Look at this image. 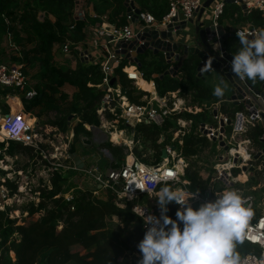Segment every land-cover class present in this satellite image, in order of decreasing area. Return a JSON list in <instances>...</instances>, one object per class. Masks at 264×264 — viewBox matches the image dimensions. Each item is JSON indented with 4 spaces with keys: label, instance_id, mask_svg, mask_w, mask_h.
<instances>
[{
    "label": "trees",
    "instance_id": "obj_1",
    "mask_svg": "<svg viewBox=\"0 0 264 264\" xmlns=\"http://www.w3.org/2000/svg\"><path fill=\"white\" fill-rule=\"evenodd\" d=\"M75 1L0 0V61L22 65L24 60H29L28 53L25 54L24 50L33 45L31 49L28 48V52H32V61L39 63L41 82L34 85L37 95L33 99H22L25 111L31 112L34 108L43 106L59 112L62 108L60 101H63L62 98L65 96L61 94L60 96L64 95L61 99L55 97L60 88L68 84L76 89L68 106L69 114L54 122L64 132L67 129L69 115L72 113L77 115L78 122L73 127L72 152L75 151L76 141L80 139L79 134L90 133L84 124L99 125L95 110L103 93L95 89L94 85L101 82L102 74L97 65L80 64L71 70L53 64V46L66 41L72 44L82 42L86 36L84 32L86 26L101 22V16H105L107 22L116 28L123 27L128 22L124 0H85V4L92 6L95 16L89 15L86 11L82 20H75L73 17ZM134 1L137 2L140 11L151 13L158 21L168 10L166 0ZM40 13H43L42 18L39 16ZM218 23L229 33L226 40L228 42L223 45L226 52L233 57L241 47L236 30L246 25L258 29V32L264 29V11L251 9L243 16L236 3L227 4ZM70 25L73 26L72 29H69ZM4 37L17 47L15 55L9 54L1 47ZM157 55L155 59L149 61L145 60L144 54L140 55L139 69L145 79L154 82L159 95L178 89L182 94H190L188 107L191 113H183L181 117L192 119L194 125L199 119L207 118L204 120L210 121L211 114L204 106L223 97L214 96L213 89L204 85L202 78H197V57L194 55L183 57L173 77L164 74L169 65L164 62L160 53ZM123 64L115 69L116 84L131 102L138 103L143 92L136 91L132 81L123 73L121 70ZM126 71L134 69L128 67ZM154 73L162 77L152 78L151 75ZM221 77L225 82L224 76ZM247 81L254 89H259L264 82L259 79ZM149 84L152 86V83ZM0 93L5 94V91L0 90ZM241 108L228 102L221 103V110L228 117H232L234 111ZM172 125L171 122H166L163 127L136 124L133 127L134 141L144 145L145 152H151L147 156L152 158V161L149 162L147 156L143 157L142 151L134 146L133 153L136 158L146 164L160 163L161 149L170 137L159 140ZM260 134L261 128L258 125L246 132V136L256 148L261 147L258 142ZM4 144L0 142V159L3 154L39 155V151L31 146L13 141L7 142L3 152ZM105 146L110 150L112 161H120L125 156L124 146H114L110 143H106ZM206 147L214 148L215 143L193 134L183 137L182 151L185 157L198 155ZM184 178L190 182V189L207 187V181L201 179L196 169L188 167ZM67 179L66 175L54 173L50 177V187L39 189L41 192L36 190L39 192L37 206L30 202L0 210V264H131L129 256L132 249L129 243L138 245L144 235L137 218L130 211L131 202H125L124 207H119L114 203L115 196L112 193L103 192L102 197H98L94 196L91 190L78 191L73 200H64L57 195L64 192L63 184ZM259 180V176L253 181L249 179L247 185L262 192L259 200L264 204V185H260ZM3 184L7 185L11 192L16 189L9 179H5ZM167 209L166 215L175 220L177 209L172 204L167 205ZM112 217L118 219L113 230L107 223ZM180 226L182 227V224ZM236 250L238 254L257 252L256 247L243 240L237 244ZM136 251L141 256L138 248Z\"/></svg>",
    "mask_w": 264,
    "mask_h": 264
},
{
    "label": "built area",
    "instance_id": "obj_2",
    "mask_svg": "<svg viewBox=\"0 0 264 264\" xmlns=\"http://www.w3.org/2000/svg\"><path fill=\"white\" fill-rule=\"evenodd\" d=\"M84 1H75L73 15L75 20H82L84 17L82 11ZM130 1L132 0H124L128 20L126 25L116 28L111 23L106 24V28L96 30L98 38L93 41V49L78 51L80 64L97 65L101 71V82L94 86L99 90L102 85H106L105 91L101 92L103 94L95 110L99 125L84 124V127L88 131L91 130L94 142L100 133L106 132L113 145L123 144L126 147L124 161L118 167L108 168L104 171L96 164L88 167L76 166L72 162L75 154L71 151L74 136L73 127L69 131H64L65 133L58 127L48 133L44 125L31 123L22 110L14 111L9 116H6L8 113H0L2 120L0 132H4L2 141L6 146L8 141H13L38 150L39 155L45 160L44 166L48 173V181L54 173L66 175L70 171H76L82 179L91 180L90 189L79 188V191L91 190L94 196H98L101 190L110 192L115 196L114 203L119 207H124L125 202H131L130 211L137 218L143 232L146 231V226L141 213L143 212L144 216L149 214L160 216L156 198L159 189L163 186L179 188L196 195L188 201L193 209L198 208L204 202L214 201L224 191L236 190L243 195L254 211L253 217L244 229L243 241L257 248V252L239 254L240 264H264V204L254 194L258 189L250 186L252 192H247L245 188L251 177L255 179L259 176V184L264 185V161L260 162L253 158L259 148L254 147L246 136L247 130L257 125L260 120L261 108L255 104L245 105L241 109L235 110L232 117H228L220 110L218 103L217 106L209 104L204 106L211 114L209 124L205 121L194 125L192 119L181 117L180 115L183 113H191L188 107L191 98L183 97L180 89L159 95L154 82L147 81L141 73L139 69L141 63L136 52L138 49L144 50L143 52L146 50L154 52L153 44L158 42L177 47L178 52L173 49L163 51L164 62L168 65L179 60L180 57L187 56L186 52L190 42L183 41L182 37L197 24V16L205 0H166L168 10L159 21L147 11H140L139 14L132 17L128 12ZM233 3L240 7L243 16H246L251 9L264 11V0H242V2L234 1ZM225 5H227L225 0H215L205 10L209 12L210 24L219 25L218 21L223 14ZM102 18L106 19L105 16ZM182 23L184 24L181 26ZM104 24L102 22L101 26ZM171 24L174 25V28L172 34L169 35L166 27ZM72 27L70 25L69 29ZM86 31L85 28L84 32L86 33ZM237 31H245L249 34L250 39L252 34L257 33L254 28H240ZM223 32L227 34L228 38L229 33L224 29ZM80 43L82 42L72 44L66 41L58 44L57 51L62 56L68 57L71 50L74 48L77 50V45ZM153 54L158 53L154 52ZM122 63L124 64L121 70L132 81L133 87L136 91L143 92L138 103L131 102L116 82L114 85H109L111 78L115 77V69ZM128 67H132L144 82L152 83V89L145 90L141 87L137 77L126 71ZM173 70L177 71V66L172 67L169 72L173 73ZM156 77L161 78L162 75H152V78ZM34 85L25 73L23 65L0 61V90L5 91V94H17L20 99L30 100L37 95ZM214 111H216V115L213 114ZM221 119L224 123L222 133L220 132ZM227 119H230L228 125L226 124ZM166 122L175 123L176 126L172 125L169 128L172 130V132L169 131L171 137L162 148L165 149L166 157L162 158L160 163L141 162L133 153V141L126 142L121 138V135L126 132V128L133 137V127L136 124L143 123L163 127ZM103 123L108 124L107 129H102ZM114 132L118 134V140L113 139ZM165 134L161 135L159 141L164 138ZM188 134L205 137L215 143V155L213 156L215 160L211 161L209 171L206 174L198 172L201 179L207 181V187L204 189L199 187L190 189V182L184 178L185 170L189 166L187 158L197 159V155L189 157L183 155V137ZM220 141L224 142L226 149L219 145ZM6 146H4V150ZM104 153L106 156H110L105 150ZM243 167L246 169L243 170ZM250 167H254V170L249 171ZM241 174L245 176V179H240ZM3 181H0V210L30 202L37 206L38 196L36 201H30L31 199L24 195L22 197L16 195L15 191L9 193L6 186L4 187ZM35 192L38 195L39 192ZM71 192H62L57 196L71 201L75 196ZM25 194H27L26 191ZM143 197L147 200L140 202ZM171 204L177 210L181 207L175 203ZM140 258V254L134 248L129 256V263L138 264Z\"/></svg>",
    "mask_w": 264,
    "mask_h": 264
},
{
    "label": "clouds",
    "instance_id": "obj_3",
    "mask_svg": "<svg viewBox=\"0 0 264 264\" xmlns=\"http://www.w3.org/2000/svg\"><path fill=\"white\" fill-rule=\"evenodd\" d=\"M236 36L241 47L233 55L232 72L241 80L264 81V29L251 39L245 31H237ZM206 64L205 70H210L211 60ZM226 88L221 78L213 95L223 97ZM195 196L167 185L159 189L160 216L141 213L146 231L137 245L138 264H240L237 244L243 240L253 209L236 190L224 191L214 201L193 209L188 201ZM171 203L181 206L175 220L166 215Z\"/></svg>",
    "mask_w": 264,
    "mask_h": 264
},
{
    "label": "rangeland",
    "instance_id": "obj_4",
    "mask_svg": "<svg viewBox=\"0 0 264 264\" xmlns=\"http://www.w3.org/2000/svg\"><path fill=\"white\" fill-rule=\"evenodd\" d=\"M89 7H90V4L83 3L82 4L83 13H85ZM42 15H43V13H40L39 16L42 18ZM50 18H52V17H50ZM242 28L248 29L251 27L249 25H246L245 27H242ZM255 30L258 32V29H255ZM227 42L228 41L225 40L223 44H225ZM93 44H94V42H89V40H87V39H85V41L83 40L82 43L77 45V47H78L77 50H76V48L71 50V54L68 57H64L58 51H56V52L54 51V52H52L53 53L52 62H53V64H55L57 66H61V68H63V69H65V67H66V69L73 70L77 67V65H80V62L78 59V51L79 50H90V49H88L89 47L93 49V47H92ZM1 47L4 50H6L7 52H9V54H11V55H15L17 52V49H16L17 47H15L9 39H5V37H4V40L2 42ZM32 47H33V45H30L29 47H27L24 50L25 54L28 53V59L29 60L28 61L24 60L22 62V65H23L25 73L30 77V80L32 81V83H37L39 81L41 82V77L39 76L40 68H39V63H37L36 61H32V57H31L32 52H30V53L28 52V48L31 49ZM223 47H224V45H223ZM163 51L166 52V49L159 51L158 54L160 53L163 56V53H164ZM176 52H178V50H176ZM153 53L154 52L151 50H146L143 53L137 54V57L139 59L140 55L144 54L145 60L149 61V60L155 59L158 56L157 54L154 55ZM181 59H182V57H180L179 60L174 61L172 64H170L168 70H170L172 67L175 68L176 66H179ZM222 72H224V69H217V70L211 71V73H209V75L208 74L205 75L203 82H205L208 85H212L213 87H215V83L220 82V80L222 78L221 77ZM174 74H175V72H174ZM169 75L173 76V73H170ZM173 77H175V76H173ZM227 83H225V84L227 85ZM89 85L93 86V84H89ZM228 86H229V84H228ZM95 89H96V87H95ZM227 91H228V89L226 88L225 95L223 97L227 96ZM75 92H76V89L74 87H72V88L68 87V90L65 93H64V91H61V94H64L65 96L64 95H63L64 97L59 96L60 99H61V97H63L62 98L63 101L62 100L60 101V104H61L63 109L61 108V111L59 110V112H57L54 109H47V108L43 109L41 107L38 108V112H40V114L43 116L44 128L48 133H51V131L55 130L57 127H58V129H60L59 126L54 124V122L58 118L69 114L68 106H69L70 101H71L72 97L74 96ZM55 97H56V95H55ZM2 101L3 100H0V113H4L6 111L5 107L2 105ZM216 102H211V105H215ZM21 103L23 106L22 99H21ZM219 107H220V105H219ZM70 116H71V118H69L70 120L68 121V119H67V121L70 123H69V127H67L66 131L70 130L71 127H74L78 122V118H77L76 114L72 113L69 115V117ZM204 119H207V118H204ZM204 119H199L197 121V123H202V122L206 121V123L209 124V121L204 120ZM107 122H108V120H107ZM173 126H176L175 123L173 124ZM107 127H108V124L103 123L102 129H107ZM127 130L128 129L126 128V132L128 133ZM169 131L172 132V130H168V132L164 135V137H166V138L171 137V134ZM126 132H124V134ZM127 133L125 134V136L127 135ZM82 137L88 138V140L90 141V144L84 145L81 142ZM79 138H80L79 141L78 142L76 141L75 148L77 149L76 152L79 151V153L81 152L86 156L88 155L89 158L86 160L85 167L96 164L104 171L105 169H108V168L118 167L125 159V156H124L123 159L120 161L119 160H117V161L113 160L112 161L113 158H112L111 153H110L109 157L106 156V154L104 153V150H108L109 152H110V150L105 146V144L110 143L111 145H113V142H111V138H108V134L106 132L103 134L100 133L99 137L96 138L95 142L93 141L94 137L92 135V132L89 134H87V133L86 134H79ZM127 139H129V138H127ZM2 140H4L3 137H1L0 142H3ZM168 142H169V140H168ZM72 143H74L73 140H72ZM132 145H133V148H134V146H136V148H137V146H141V151H142L141 153H143L142 154L143 157L151 154V152H149V151L145 152L143 150L144 145H141L140 143L138 144L137 142L133 141ZM114 146L122 147L124 145L123 144H119V145L117 144ZM85 148H88V149H85ZM125 150H126V148L123 149V152H125ZM4 151L5 150L3 149V152ZM91 154H94V155H91ZM214 155H215V149L211 148V147H206L197 155V159L187 158L188 164H189L188 167L191 169H196V170H198V172L206 174L209 171V166L211 164V161L215 160V159H213ZM147 159L149 162L152 161V158H150L148 156H147ZM44 161L45 160L40 155L36 156V154H29V155L22 154L21 155L20 153H16L14 156H8L6 154H3L2 158L0 159V181H3L5 179H9L16 186V189H15L16 195H19L20 197H22V195H24L28 199H31L30 201H33V200L36 201V197L38 195L35 191L39 190V189H46L48 186L50 187V183H48V182H50V178L48 181V173L46 172V167L44 166V163H45ZM66 176L68 177V179L63 184L64 192L72 191L71 193L73 195H77L79 193V192H77L78 189H74L73 187L74 186L77 187L76 184L80 185V183L84 187V189H90L89 183L91 180L88 178L82 179L76 171H70V174L66 173ZM4 187L8 189L9 193L11 192L10 188L7 185H4ZM249 187L250 186L246 185V187H245L246 191L252 192ZM72 189H74V190H72ZM25 191L27 194H25ZM39 191L41 192V190H39ZM101 191H103V190H101ZM255 192H254V194H256V196H258V198L262 194L261 191L256 190ZM146 200H147V198L143 197L140 199V202H144ZM22 205H26V204H22ZM107 223H108V227L113 230L115 228L116 224L118 223V219L116 217H112ZM129 247L130 248L132 247V249L137 248V244L136 243H129Z\"/></svg>",
    "mask_w": 264,
    "mask_h": 264
},
{
    "label": "water",
    "instance_id": "obj_5",
    "mask_svg": "<svg viewBox=\"0 0 264 264\" xmlns=\"http://www.w3.org/2000/svg\"><path fill=\"white\" fill-rule=\"evenodd\" d=\"M213 1L215 0H205L202 7L200 8L197 16V24L192 27L193 29L191 31L193 38L187 48L186 53L188 54L187 56L194 55L198 59V64L196 67L197 78H204V73H210L211 71L217 69H224L223 76L228 82L227 85L229 84L227 97L223 100L224 102L231 103L233 106L237 107H244L245 105L255 104L256 106L261 108V111L259 113L260 120L257 123V125L261 128V134L258 137V142L260 143L261 147L253 158L257 161L262 162L264 161V83L260 85L259 89H254L246 79H238V77L235 76L232 72L231 61L233 57L230 56L223 47L224 41L228 39L227 34L223 32V27L221 25L213 26L212 24H205L203 21H201L202 15L204 14L205 10L211 6ZM234 1L242 2V0H225L227 4H231ZM128 12L133 17V15L139 14L140 9L135 7L132 1H130L128 4ZM183 24L184 23H182L181 26ZM187 33V35H190V32ZM186 34L184 33V36ZM163 35L165 34L163 33ZM183 41L185 40L183 39ZM160 45L162 46L160 47ZM153 46L155 47V53H158V50L162 51L163 49H166V51L177 49L176 45H169L168 43L155 42ZM143 51L144 50L138 49L136 54L142 53ZM209 59L211 60L210 70H205L207 68L206 63H208ZM168 73H170L169 70L165 71L164 74ZM175 75L176 70H173V76ZM115 82L116 79L113 77L111 78L109 85H114ZM105 89L106 85L104 84L99 89V91L103 92L105 91ZM213 114L216 115V111H214ZM9 115L10 113L6 114V116ZM229 123L230 119H227L226 124L228 125ZM220 126V132L222 133L224 131V123L222 119L220 120ZM81 141L84 145L90 144V141L86 137H82ZM219 145L223 146L224 149H226L223 141H220ZM105 152L110 154L108 150H105ZM165 157V149H161V158ZM245 169L246 167H243V170ZM253 170L254 167L249 168V171Z\"/></svg>",
    "mask_w": 264,
    "mask_h": 264
},
{
    "label": "crops",
    "instance_id": "obj_6",
    "mask_svg": "<svg viewBox=\"0 0 264 264\" xmlns=\"http://www.w3.org/2000/svg\"><path fill=\"white\" fill-rule=\"evenodd\" d=\"M132 2H133V4H134V6L135 7H137L138 8V6H137V2H135L134 0H132ZM87 12L89 13V15H91V16H93L94 15V13H93V11H92V6L90 5V7L87 9ZM103 16H101L100 18H101V22H96L95 24H91V25H87L86 26V36H85V39H87V40H89V42H93L94 40H97V36H96V30H98V29H101V28H106L107 26H106V24H108V22H107V20L106 19H103L102 18ZM201 21H203L205 24H210L211 22H210V18H209V12L207 11H205L204 12V14L202 15V17H201ZM102 22H104L105 24H104V26H101V23ZM107 22V23H106ZM110 24V23H109ZM192 27L188 30V32H190L189 34L190 35H185L183 38H182V40L184 39V40H186V41H189V42H191V40H192V38H193V36H192V34H191V31H192ZM223 29L225 30V28L223 27ZM226 31V30H225ZM104 37V36H103ZM85 39H84V41H85ZM57 47H58V44H55L54 46H53V51L52 52H56L57 51ZM93 47V46H92ZM88 49H92V48H88ZM211 73V72H210ZM129 74H131V75H135L136 77H137V79H138V81H139V84L141 85V87H143L145 90H148V89H150L152 86L148 83V82H144L140 77H139V75H138V73H136V72H134V71H129ZM155 74V73H154ZM154 74H152V75H154ZM209 75V73H204L203 74V77L205 78V75ZM151 75V76H152ZM222 75H223V72H222ZM204 78H202V81H204ZM226 80V79H225ZM204 83V85H206V86H209V87H211L213 90H214V88L215 87H213L212 85H208V84H206L205 82H203ZM219 82H216L215 83V86L218 84ZM224 83H227V80L224 82ZM33 84H36V83H33ZM68 87H71L70 85H68V84H64L61 88H60V90H59V93H57L56 94V98L58 99V97L61 95V91H64V93L68 90ZM72 88V87H71ZM227 89H228V85H227ZM227 93H228V91H227ZM182 94V93H181ZM225 95V94H224ZM182 96L183 97H186L187 96V98L188 97H190L191 98V96H190V94H182ZM227 97V96H226ZM226 97H223L222 99H220V100H217V102L215 103V105L217 106V103L220 105V110H221V101L222 100H224V98H226ZM0 100H3L2 101V105L5 107V109H6V111L4 112V113H12V112H14V111H17V110H22L23 112H24V114L27 116V118H28V120L30 121V119H32L33 121L31 122V123H34V124H38V125H41V126H43V124H44V121H43V116L40 114V112H38V108L39 107H41V108H43L44 109V107L43 106H38V107H36V108H34L31 112H26L25 111V109H24V107L22 106V103H21V99H20V96L19 95H17V94H2V93H0ZM211 102H214V101H211ZM211 102H210V104H211ZM221 102V103H220ZM214 104V103H213ZM222 111V110H221ZM69 118H71V116L70 117H68V120H69ZM69 123L70 122H68L67 121V127H69ZM71 129H72V127H71ZM67 131H69V130H67ZM128 131V130H127ZM127 133V132H126ZM125 133V134H126ZM125 134H123V135H121V138L123 139V140H125L126 142H129V141H134V136L132 137L131 136V133L128 131V133H127V135L125 136ZM131 137V138H130ZM127 138H129V139H127ZM113 139H114V135H113ZM138 144L140 143L139 141H136ZM141 144V143H140ZM125 147V146H124ZM126 148V147H125ZM140 148V149H139ZM85 149H88V148H85ZM137 149L138 150H141V146H137ZM76 148H75V151H74V154H75V156H74V159L72 160V162H74V165H76V166H79V167H81V166H85V163H86V160L89 158L88 157V155L86 156V155H84L83 153H79V151H77L76 152ZM91 155H94V154H91ZM90 156V155H89ZM69 174H70V172H69ZM244 179H245V176H244ZM250 180H254L253 179V177H251L250 178ZM77 185V187H73L74 189H78V191H79V188H84L82 185H81V183H80V185L79 184H76ZM102 194H103V191H100L99 192V195H98V197H102Z\"/></svg>",
    "mask_w": 264,
    "mask_h": 264
},
{
    "label": "bare ground",
    "instance_id": "obj_7",
    "mask_svg": "<svg viewBox=\"0 0 264 264\" xmlns=\"http://www.w3.org/2000/svg\"><path fill=\"white\" fill-rule=\"evenodd\" d=\"M173 28H174V25H173V24H171V25H169V26L166 27V31L168 32L169 35L172 34ZM161 46H162V45H160V47H161ZM165 48H167V47H165ZM128 73H129V72H128ZM150 89H152V87H151ZM150 89H148V90H150ZM32 121H33V120L30 119V122H32ZM1 122H2V120L0 119V124H1ZM3 134H4V132L1 131V132H0V139H1V137H2ZM113 135H114V139L118 140V134L114 132ZM124 141H125V140H124ZM239 177H240V179H244L243 174H241Z\"/></svg>",
    "mask_w": 264,
    "mask_h": 264
}]
</instances>
